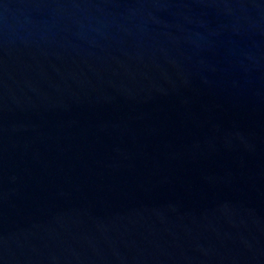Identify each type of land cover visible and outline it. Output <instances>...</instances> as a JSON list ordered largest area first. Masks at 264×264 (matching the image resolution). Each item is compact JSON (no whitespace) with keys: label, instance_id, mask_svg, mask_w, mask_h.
<instances>
[{"label":"water","instance_id":"1","mask_svg":"<svg viewBox=\"0 0 264 264\" xmlns=\"http://www.w3.org/2000/svg\"><path fill=\"white\" fill-rule=\"evenodd\" d=\"M0 264H264V0H0Z\"/></svg>","mask_w":264,"mask_h":264}]
</instances>
